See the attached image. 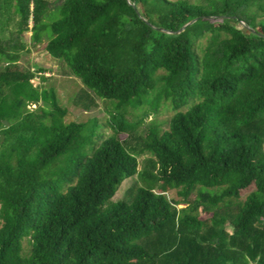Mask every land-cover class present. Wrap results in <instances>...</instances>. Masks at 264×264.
<instances>
[{
  "label": "trees",
  "instance_id": "1",
  "mask_svg": "<svg viewBox=\"0 0 264 264\" xmlns=\"http://www.w3.org/2000/svg\"><path fill=\"white\" fill-rule=\"evenodd\" d=\"M49 5L1 0L0 34L33 21L32 42L48 35L47 52L117 112L154 95V112L176 115L147 138L115 116L98 145L93 122L65 123L55 90L0 48V264H264V0H62L47 23Z\"/></svg>",
  "mask_w": 264,
  "mask_h": 264
},
{
  "label": "rangeland",
  "instance_id": "2",
  "mask_svg": "<svg viewBox=\"0 0 264 264\" xmlns=\"http://www.w3.org/2000/svg\"><path fill=\"white\" fill-rule=\"evenodd\" d=\"M1 1V0H0ZM50 5L48 8V16L45 18V22L49 23L54 20L58 11L57 8L62 4V0H48ZM176 1V0H171ZM192 2H200L203 0H190ZM59 16L56 18V20ZM12 22L5 33L0 34V48L4 49L6 53L12 52V46L17 48L15 53L17 56V65L22 71L31 70L35 73L36 78L32 81L34 86L53 89L59 100L60 107L66 111L64 119L65 123L75 124H87L93 122L97 129L96 133L100 134L102 139L98 141V145H101L104 141L110 139L115 135V121L114 117L119 116V121L125 118L127 125L136 126L135 136L137 138H147L153 127L159 128L161 133L168 132L170 130V124L176 113L173 111L169 103L162 102L159 109L154 112L153 108L156 101L154 95L151 96V100L143 108L129 107L127 110L117 112L116 104L106 100L98 99L93 93L87 90L81 81L73 76L64 62L53 58L46 50L48 43V35H45L42 42L34 44L32 42L31 27L33 21L30 24V29L22 34H19L17 21ZM8 17L4 16L0 18V26L8 25ZM202 44H205V39L201 40ZM20 45H24V49L20 48ZM200 55L202 54L199 52ZM7 65V60L4 55H0V69ZM41 71V72H40ZM163 73V72H160ZM45 78V79H42ZM192 106V105H191ZM190 106V107H191ZM190 107L183 109L181 112H187ZM36 107H31V110H35ZM124 116V117H123ZM121 139L123 141L128 140L127 134H122ZM135 144V143H134ZM152 157L151 154L145 153L138 156L139 169L147 167L148 158ZM51 171L57 173L59 166L51 164ZM139 180L138 176L126 179V181L120 187V190L115 197L114 201H120L125 198L127 188ZM255 186L252 185L247 190L242 191L241 200L245 201L246 198L253 192ZM171 200L179 199L177 192L169 190L166 192ZM196 198V193L191 195V200ZM184 205H180L182 208ZM203 219L210 217L211 214H205L202 212ZM230 231V228L227 227ZM32 250V241L30 238H26L23 241V254L28 256Z\"/></svg>",
  "mask_w": 264,
  "mask_h": 264
},
{
  "label": "water",
  "instance_id": "3",
  "mask_svg": "<svg viewBox=\"0 0 264 264\" xmlns=\"http://www.w3.org/2000/svg\"><path fill=\"white\" fill-rule=\"evenodd\" d=\"M196 21H197V19H195V20L189 22V23H188L187 25H185L181 30H179L178 33L184 31V30L186 29V27H188L189 25L193 24V22H196ZM149 25H150L151 27L155 28V27L152 26L151 24H149ZM242 25L245 26V24H244L243 22H242ZM247 28L253 32L252 29H250L249 27H247ZM156 29H158V30L161 31V32H165V33H173V32H171V31H166V30H164V29H160V28H156Z\"/></svg>",
  "mask_w": 264,
  "mask_h": 264
}]
</instances>
